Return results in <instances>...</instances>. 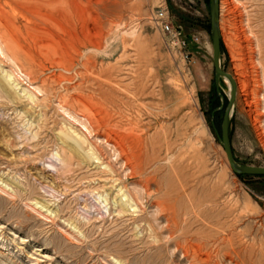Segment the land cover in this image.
Segmentation results:
<instances>
[{
	"label": "rangeland",
	"instance_id": "rangeland-1",
	"mask_svg": "<svg viewBox=\"0 0 264 264\" xmlns=\"http://www.w3.org/2000/svg\"><path fill=\"white\" fill-rule=\"evenodd\" d=\"M210 1L0 0V264H264V176L212 125ZM220 21L234 154L264 166V0Z\"/></svg>",
	"mask_w": 264,
	"mask_h": 264
},
{
	"label": "water",
	"instance_id": "water-1",
	"mask_svg": "<svg viewBox=\"0 0 264 264\" xmlns=\"http://www.w3.org/2000/svg\"><path fill=\"white\" fill-rule=\"evenodd\" d=\"M210 13H211V36L213 41V61L216 74V84L219 91L220 80L225 79L230 84V96L229 102L225 109L224 119L222 122L221 131L217 128L215 118L213 116L212 125L219 138L221 145L223 146L228 163L232 170L238 175H253L264 176V166L250 165L240 162L235 154L231 143L230 129L234 116V108L237 100V82L234 76L226 71L222 66V32L220 23V0L210 1ZM225 104L217 109L222 110Z\"/></svg>",
	"mask_w": 264,
	"mask_h": 264
},
{
	"label": "built area",
	"instance_id": "built-area-1",
	"mask_svg": "<svg viewBox=\"0 0 264 264\" xmlns=\"http://www.w3.org/2000/svg\"><path fill=\"white\" fill-rule=\"evenodd\" d=\"M155 22L160 27L163 33L170 34L173 39H179L181 36V29L170 17L168 11L165 8L159 9L157 14L154 16Z\"/></svg>",
	"mask_w": 264,
	"mask_h": 264
},
{
	"label": "bare ground",
	"instance_id": "bare-ground-1",
	"mask_svg": "<svg viewBox=\"0 0 264 264\" xmlns=\"http://www.w3.org/2000/svg\"><path fill=\"white\" fill-rule=\"evenodd\" d=\"M66 0H41V4L42 5H44V6H46V7H56V6H59V5H61L62 3H64ZM40 4V5H41ZM65 4V3H64ZM63 5V4H62ZM221 22V21H220ZM1 49V48H0ZM234 79H235V77H234ZM235 81H236V79H235ZM237 82V81H236ZM229 84V83H228ZM238 86V85H237ZM121 145V144H120ZM119 145V146H120ZM153 147V146H152ZM117 148H118V146H117ZM125 155V154H124ZM134 155V154H133ZM99 158H100V156H99ZM104 158V157H103ZM130 158V157H129ZM100 160V159H99ZM130 161H131V159H129ZM128 160V161H129ZM72 163V162H71ZM133 163V162H132ZM111 164V163H110ZM130 165V164H129ZM136 165H138V164H136ZM127 166V165H126ZM131 166V165H130ZM129 167V166H128ZM134 169V168H133ZM111 170V169H110ZM136 172V171H135ZM122 190V189H121ZM128 192V191H127ZM123 195V194H122ZM121 198V197H120ZM122 199V198H121ZM123 201H124V199H122ZM134 200V199H133ZM136 200V199H135ZM119 202H121L120 200H119ZM136 202H138V201H136ZM116 203V202H115ZM118 203V202H117ZM132 203H134V202H132ZM127 204V203H126ZM129 206V205H128ZM138 205H136V207H137ZM122 207V206H121ZM139 207V206H138ZM137 207V208H138ZM129 210V209H128ZM120 212H122L123 213V211L121 210ZM119 212V213H120ZM125 212V211H124ZM118 213V214H119ZM122 213H121V215H122ZM173 227V226H172ZM232 247V246H231ZM235 251V250H234ZM237 251V250H236ZM237 253V252H236ZM232 258V257H231ZM235 259V258H234Z\"/></svg>",
	"mask_w": 264,
	"mask_h": 264
}]
</instances>
